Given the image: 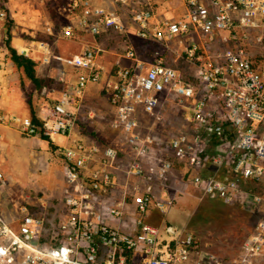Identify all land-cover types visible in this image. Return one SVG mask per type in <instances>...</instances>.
I'll return each instance as SVG.
<instances>
[{
    "label": "built area",
    "instance_id": "obj_1",
    "mask_svg": "<svg viewBox=\"0 0 264 264\" xmlns=\"http://www.w3.org/2000/svg\"><path fill=\"white\" fill-rule=\"evenodd\" d=\"M110 1L112 6L96 0H72L73 19L62 27L60 36L73 41L83 33L98 37L116 31L125 35L129 30L123 19L126 15L136 25L139 37L167 49L180 45L178 59L190 65L192 80L158 52L151 61L139 57L130 42L125 55L134 64L117 63L118 70L107 75L98 62L101 49L96 43H87L81 52L63 56L56 54L47 41H37L46 63L64 65L58 75L63 89L50 112L38 121L31 115L8 113L0 115V122L29 136L43 135L52 141L62 136L68 140L58 148L67 181L66 216L45 245V218L27 205L14 210L5 203L9 179L1 160L5 137L0 129V264H124L133 252L144 253L146 264H223L214 253H202V258L192 260L199 248L194 234H186L174 246L162 243L161 231L147 223L146 217L153 208L167 213L173 200L155 197L152 187L134 196L139 227L136 233L108 224L105 213L121 218L127 204L103 203L116 184L119 148L74 134L89 85L107 79L110 102L116 111L114 126L124 131L128 146L137 153L128 173L143 177L141 158L153 151L155 139L140 132L141 115L144 111L162 120L163 116L157 114L161 95H175L189 113V124L168 142L166 150L186 158L192 172L193 167L201 166L202 155L212 141L225 144L226 153L212 157L217 173L192 174L191 184L200 187L206 198L228 205L241 203L248 211L258 209L264 197L249 186L264 182V0H184V14L174 19L161 18L151 4L133 6L134 0ZM1 5L0 19L7 20L9 14ZM173 168V161L165 158L159 174L166 176ZM263 231L264 221L246 243L252 256L263 254ZM241 264L252 263L247 258Z\"/></svg>",
    "mask_w": 264,
    "mask_h": 264
},
{
    "label": "rangeland",
    "instance_id": "obj_2",
    "mask_svg": "<svg viewBox=\"0 0 264 264\" xmlns=\"http://www.w3.org/2000/svg\"><path fill=\"white\" fill-rule=\"evenodd\" d=\"M183 2L184 0H176V3L179 4H183ZM72 19V16L61 18L57 26V33L60 32L65 24L72 21ZM23 33L19 32L16 36L23 38L28 36L27 38H30L32 42L50 40L42 34L31 37ZM105 36H101L100 39L105 38V42L109 41L115 44L125 41L124 37L116 31H110ZM57 37L59 40L58 43L65 51L58 54L69 56V53L76 49V43L74 40H67L59 37V35ZM34 45H37V43ZM148 47L151 51L137 49L139 55L143 54V57L141 56L142 58L151 61L154 59L153 54L158 52L163 55L167 62L175 64L176 67L184 72V75L188 79L192 80L190 73L192 69L190 65L185 60L178 59L179 54L182 52L180 45L176 44L171 49H167L162 44L148 42ZM122 51L124 52L125 48ZM63 67L64 65L58 62L55 78L45 80L46 90L51 89L53 93L50 98L44 97L48 105H53L63 89V84L56 78ZM110 72L109 74L111 75ZM71 78L74 79L75 77L72 76ZM33 89L35 88L33 87L29 91H34ZM36 91L38 92H35V96H31V93H26V98L22 97V93H10V99L6 98V100L11 102V107H16L15 113L19 115H31V110L36 107L37 99L43 96L37 87ZM103 94L105 98L100 103H97L98 110L89 105L85 108V113L82 116L81 114L78 115L77 128L74 136L77 138H91L105 144L116 146L120 151V159L117 165H124L126 166L125 170L129 171L137 158V153L128 146L126 140L127 135L124 131L114 126L116 111L110 102L109 93L105 92ZM12 109L10 107L6 108L0 111V115L8 114ZM157 114L162 115L163 120H157V115H151L152 117L150 116L149 119H144L145 123L149 122L157 126V135H155L157 142L153 151L149 155L141 158L145 176L141 177L142 180L140 182L146 181L150 183L154 187L155 194L162 195L167 190L172 191L174 207L177 204L180 207V203L183 208L187 204L193 205L195 213L190 220L186 234H194L195 232H193L192 226L202 224L206 218L213 221V223H209V226L204 227L201 234H196L199 243L198 249L204 254H216L223 264H241L247 258L252 264H264V251L262 255H258L255 258L246 249L247 241L257 232L256 225L260 220L257 213L248 211L241 203H236L232 205V207L234 206L236 208H227V210L205 207L203 204L208 201V198L204 197L202 189L197 186H185L191 173L200 172L203 174L204 171L212 170V174H214L217 169L212 164V157L225 154L227 146L212 141L207 148V152L202 155L201 166L196 165L193 167L192 172H186V158L168 152L166 147L173 136L175 137L186 130L189 124V113H185V110L175 99V95L163 94L160 97V106L157 109ZM0 129L5 137L1 160L9 179L8 192L5 194V203H10L8 206H13L14 210L21 205H27L32 212L45 218L48 224L47 228L51 231V228L55 226L53 224L59 220L58 218L55 221L56 215L63 212L64 190L67 185L64 174V161L58 150L59 144L53 141L57 147L53 149L51 144L42 141L40 136H29L22 133L16 127L7 125L5 122H0ZM56 139L60 141V139ZM155 151H157V154H155ZM165 158L173 161L174 168L168 175L161 176L159 174V167ZM249 188L254 191H262L264 182L251 184ZM215 201L222 202L220 200ZM228 206H225V209ZM178 213H180L179 216L173 222L177 223L178 227H181L183 215H185L186 210L183 213V209L181 208ZM169 218L167 215L168 220ZM226 219L230 221L224 223ZM168 225L169 223L167 221L162 231L165 237L169 235L167 231ZM17 227L18 225H16ZM50 236L51 233L47 232L46 238ZM46 241L48 239H45ZM161 241L162 243L167 242L162 237Z\"/></svg>",
    "mask_w": 264,
    "mask_h": 264
},
{
    "label": "crops",
    "instance_id": "obj_3",
    "mask_svg": "<svg viewBox=\"0 0 264 264\" xmlns=\"http://www.w3.org/2000/svg\"><path fill=\"white\" fill-rule=\"evenodd\" d=\"M96 2L100 5L112 6L110 0H96ZM0 4H2L1 7L7 10L9 14V18L7 20L0 19V111H3L6 108L10 107L13 108V111L11 110L9 113L18 114L14 112L16 110V107H11V102L6 100V98L10 99V93H22V97L26 98V93H31V96H35V92L38 91H36V86L26 76L24 70L17 67L15 62L12 60L9 49L7 47V41L9 40L11 45L16 48L19 53L25 54L37 62V76L42 81L45 82V80L47 79L55 78V71L57 69L58 62L53 61L52 63H46L43 60V55L39 52L40 49H38L37 45H34L37 42H32L30 38H27L28 36L26 38H23L21 36H16V34L19 32H24L23 34L26 33L31 37L42 34L44 37L50 39L45 41L50 44V47L56 54L65 52L61 45L58 43L59 40L57 36H61L59 33H57V26L60 23L59 21L61 18L65 16L69 17L72 15L70 13V6L72 4V0H0ZM132 4L133 6H139L140 4H151L156 8L161 18H179L184 14L185 11V3L183 2V4H179L176 3V0H134ZM123 19L129 29L127 34L122 35L125 41L117 42V44H115L114 42H105V38L100 39L101 36L108 35V33H103L98 37L83 33L79 37V39L74 40L77 47L74 51H71L69 55L81 52L84 49L85 44L87 43H96L100 46L101 49L98 62L105 67L107 75L110 71H112L110 72L112 75L116 72V70H118V66L116 65L117 63H120L121 66H132L134 64V61L126 57L125 51H122L124 50V48H126L127 42H130L135 47L136 51L137 49L151 51V49H149L148 47V42L152 41H147L138 36L136 32V25L130 20L128 16L125 15ZM8 20L13 21L11 27H9ZM141 56L143 57V54L139 55V57ZM153 56H155V53L153 54ZM107 82L108 81L106 79V81L102 82L101 84L89 85L80 108L81 116L83 115V113H85V108L89 105L98 110L97 103H100L105 98L103 93H109L107 90ZM33 87L35 88L33 89L34 91H29ZM42 95V97L37 99L35 104L36 107L34 109L38 117L46 116L50 112V108L52 107V105H48L46 99H44V97L50 98L53 95L51 89L46 90V88H44V93ZM151 115L153 114H149L143 111L141 115L143 118V123L140 128V132L144 136H152L155 139L156 144L157 141L155 135H157V126L149 122H144V119H149ZM146 130H148L149 132ZM54 138V141L59 145H65L68 142V140L62 136H56ZM56 138L60 139L61 142L57 141ZM42 141L50 143L47 140L42 139ZM125 168L126 166L124 165H119L117 167L116 184L114 188L105 195L103 200L104 204L113 205L119 204L121 202H127L125 207V213L121 218L118 219L111 217V215H109L108 213H105V219L107 223L111 226L118 227L125 232L136 233L139 227L136 205L134 203V196L138 195L142 191H145L149 187H152L154 192V187L146 181L140 182L142 180L141 176L131 175L130 173H128V171L125 170ZM186 168L188 169H186V172H189L190 169L187 165ZM212 173V170L204 171L203 175L208 176ZM216 173L217 171L214 172V174ZM192 174L195 173H191L188 177V180L185 184L186 187L195 186L190 182ZM165 192H167L166 197L164 196V193L161 195L155 194L154 192V195L159 199L170 198L173 200V192L168 190ZM253 193L260 194L264 197V188L262 189V191H254ZM181 208L183 209V213H185V210L186 213L185 215H183L181 227H178V224L173 221H175L179 216L180 213H178V211ZM251 212L257 213L260 217V220L256 225L257 230L258 225L264 221V201L260 204L258 209ZM194 213L195 208L191 204L185 205V208H183V206L181 207V203L180 207L178 204L175 205V207L172 204L168 212L165 214L162 213L158 208H153L148 213L146 217V222L158 228L161 231L160 236L167 241L166 243H171L174 246L178 239L183 238L185 236L186 230ZM167 215L170 217L169 220L167 219ZM65 216L66 212L64 205L63 212L58 213L56 215L55 221L58 218L59 220L58 222L53 224L55 226L51 228V231L48 230V224L46 222V235L43 239V243L45 245L49 244L51 240V236L46 238L47 232L51 233L52 235L53 232L58 229L60 221ZM167 221L169 223V225L167 226V231L169 235L165 237L163 236L164 234L162 233V231ZM170 228H172L174 232H170ZM256 234L257 232H255L250 239L252 240V238ZM45 239H48V241L45 242ZM101 252L102 258L105 259L106 249L103 248ZM202 253L203 252L199 249L195 250L191 257L192 260L196 262L197 260L202 258ZM256 257L257 256H255V258ZM146 262L147 258L144 253L133 252L127 255L124 264H146Z\"/></svg>",
    "mask_w": 264,
    "mask_h": 264
},
{
    "label": "trees",
    "instance_id": "obj_4",
    "mask_svg": "<svg viewBox=\"0 0 264 264\" xmlns=\"http://www.w3.org/2000/svg\"><path fill=\"white\" fill-rule=\"evenodd\" d=\"M12 20H8V23H9V27L12 26ZM7 47L9 49V52H10V55H11V58L12 60L15 62V64L17 65V67L21 68L24 70L26 76L34 83V85L37 87L38 90H40L42 92V94L44 93V88H45V82L42 81L38 76H37V71H36V66H37V62L35 60H33L31 57L25 55V54H21L19 53V51L14 48L11 43L9 42V40L7 41ZM31 116L36 120L38 121L39 118H38V115L36 113V111L34 109H32L31 111ZM43 140H47L50 142L51 144V147L53 149H56V145H54L53 141L47 137V136H43L41 135L40 136ZM205 207H210V208H221L222 210H227V208H236V207H232V205L234 204H229L228 207H226L225 209V206H227L226 204H224V202H216L215 200H212V199H209L208 198V201L205 202L203 204ZM230 220L229 219H226L224 221V223H228ZM213 221H211V219L209 218H206L204 219V222H202V224H196V225H193L192 226V230H194L193 232L194 235L196 236V234H201L202 231L204 230V227L206 226H209V223ZM197 237V236H196Z\"/></svg>",
    "mask_w": 264,
    "mask_h": 264
},
{
    "label": "water",
    "instance_id": "obj_5",
    "mask_svg": "<svg viewBox=\"0 0 264 264\" xmlns=\"http://www.w3.org/2000/svg\"><path fill=\"white\" fill-rule=\"evenodd\" d=\"M170 232H174V230L172 229V228H170V230H169Z\"/></svg>",
    "mask_w": 264,
    "mask_h": 264
}]
</instances>
